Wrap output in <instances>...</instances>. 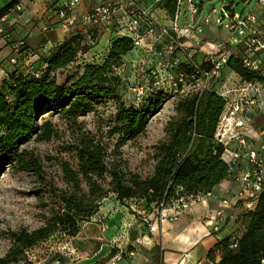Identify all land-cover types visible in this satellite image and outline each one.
Here are the masks:
<instances>
[{
	"label": "trees",
	"instance_id": "1",
	"mask_svg": "<svg viewBox=\"0 0 264 264\" xmlns=\"http://www.w3.org/2000/svg\"><path fill=\"white\" fill-rule=\"evenodd\" d=\"M178 1L159 0L157 6L172 20ZM14 4L6 3L0 16ZM149 17L154 20L151 14ZM134 48L133 37L119 33L112 38L105 55L80 58L90 46L76 32L45 58L44 66L32 70L15 66L0 86V167L14 165L44 180L40 158L33 151L20 149V145L32 135L37 140H50L56 134L46 114H58L76 123L79 116L86 115L102 99L113 101L116 106L109 136H118L123 143L142 133L149 117L159 112L176 92L169 85L156 86L139 103L127 104L120 93L122 77L112 67L122 65ZM228 66L244 78L255 76L234 56ZM201 67L208 70L210 64L203 61ZM167 68L173 77L179 71L199 76L185 60ZM226 102L227 98L210 84L201 94L189 92L182 97L176 107L178 117L167 124L166 138L154 147L155 164L147 177L125 173L108 159L106 143L82 135L69 147L76 152V165L62 161L63 186L50 190L55 200L51 216L36 229L14 231L13 245L6 256L0 257V264L17 262L28 248L48 240L60 229L71 237L77 235L81 223L91 220L110 193L121 202L132 199L147 206L172 207L175 201H189L212 192L229 173V165L223 159L224 146L215 138ZM241 218L242 234L221 239L210 249L209 256L221 254L217 264H264V190Z\"/></svg>",
	"mask_w": 264,
	"mask_h": 264
},
{
	"label": "built area",
	"instance_id": "2",
	"mask_svg": "<svg viewBox=\"0 0 264 264\" xmlns=\"http://www.w3.org/2000/svg\"><path fill=\"white\" fill-rule=\"evenodd\" d=\"M6 1L7 3L14 1V8L17 10L25 9L24 2L26 0ZM84 1L87 0L57 2V12L63 20L64 27H68L74 22V17H71L70 14ZM156 1L159 2V0ZM242 1L244 7L241 11H238L233 2H230L221 10L213 7L206 16H203L204 1L179 0L176 14L171 23L161 25L149 17L151 9L142 7L139 0H122L121 2L95 0V6L91 11L82 15V21L109 27L113 25L116 13L122 10L130 18L121 28V33L133 37L135 48L143 46L146 35H157L158 38L166 39L170 43L171 60L169 65L173 66L185 60L199 74L196 77V75L191 76L187 72L179 71L176 77L170 75L169 86L176 93L201 94L209 86L210 80L224 77L225 70L229 68L228 60L231 56L236 57L243 67L255 75L253 78L247 79L235 72L238 75L235 86L223 88L221 91L217 90L227 98V102L215 134L216 141L224 146L223 159L229 165L227 177L233 178L239 183L238 197L246 201L249 208H252L264 190V123L257 135H250L248 132V127L254 125L256 116L264 115V0ZM183 3L186 4L187 11L191 14L190 22L185 27H181L178 23ZM212 20L226 33V36L219 40L216 39L212 49L205 54L201 61L197 59L196 55L202 47L200 45L205 43L206 39L200 35ZM6 23L7 14L1 15L0 37L10 40L12 34ZM185 34L193 36L190 46L182 42V37ZM12 52L10 63L14 66L25 67L36 55L34 49L22 40L13 45ZM203 61L210 64V69L204 70L201 67ZM124 65L125 62L120 66L114 65L113 71L120 75ZM138 84L132 90L137 92L136 100L139 103L148 89L145 92ZM256 141L259 142L258 145H256ZM204 195L212 196L213 193L208 192ZM201 196L203 195L197 196L196 199ZM224 202L229 207L234 206L228 200H224ZM188 206V201H178V206L172 215L168 212L169 209L164 208L159 213V217L162 220L167 217L176 218ZM102 228L105 231L108 226L104 224ZM58 234L60 233L51 236L39 246L36 245L26 250L30 264H60V259L63 257L70 259L77 257V249L71 243L72 237L65 232ZM53 238H57V244H53L55 242ZM40 248H43V258L38 261L33 260ZM52 254L56 257L53 262H50Z\"/></svg>",
	"mask_w": 264,
	"mask_h": 264
},
{
	"label": "crops",
	"instance_id": "3",
	"mask_svg": "<svg viewBox=\"0 0 264 264\" xmlns=\"http://www.w3.org/2000/svg\"><path fill=\"white\" fill-rule=\"evenodd\" d=\"M59 1L62 0H26L24 10H17L14 4L4 13L7 14L6 24L12 36L10 40L0 37V86L15 67L10 63V58L13 55L12 47L17 41L22 40L34 49L36 55L31 60L34 68L44 66L45 58L69 35L76 32L84 37L87 44L92 41L91 35H95L97 44L90 49H93L92 54L97 58L107 53L112 38L121 33V28L130 18L119 10L113 25L109 27L85 23L82 15L91 11L96 4L95 0H87L70 14L74 17V22L64 27L57 12L56 4ZM6 3L0 0V10ZM139 3L142 7L151 9V16L158 24L171 23V18L164 9L157 6L156 0H139ZM200 36L206 39L196 55L202 61L217 38L209 26L204 28ZM225 36L224 32L223 37ZM146 37H153L159 44L164 40L157 35ZM192 38L193 36L185 34V44L190 46ZM140 49L134 48L129 52L124 57V62L132 60ZM87 53L80 54V58ZM229 69L232 70L230 67ZM230 86L235 85L233 83ZM225 87L231 88L227 85ZM263 123L264 115L256 116L254 125L248 127L250 135H257ZM258 144L256 141V145ZM239 190V183L226 177L212 190V196L203 195L199 199H191L188 201V208L180 215L163 220L156 213L149 219L138 220L135 214L126 211L128 207L120 200L107 199L91 220L81 223L80 231L72 238L77 248V257L64 264H217L221 254L216 252L209 256L210 249L219 240L238 236L244 231L241 217L250 208L246 201L238 197ZM224 200L230 201L234 206L229 207ZM177 204L175 202L168 210L171 215ZM104 224L108 226L105 231L102 228ZM137 240L143 244V249L131 256L125 253L122 257L124 250Z\"/></svg>",
	"mask_w": 264,
	"mask_h": 264
},
{
	"label": "rangeland",
	"instance_id": "4",
	"mask_svg": "<svg viewBox=\"0 0 264 264\" xmlns=\"http://www.w3.org/2000/svg\"><path fill=\"white\" fill-rule=\"evenodd\" d=\"M198 1L205 2L203 16H206L213 7L221 10L223 6L230 2H233L238 11H241L244 7L242 0ZM3 2L7 1L3 0ZM190 19L191 14L187 11L186 4L183 3L178 23L180 26H184L190 22ZM209 27L215 33V38L219 40L223 37V30L217 27L214 20L211 21ZM95 40L90 41L87 45L93 48L97 44ZM182 42L185 43L184 36L182 37ZM169 46L170 43L166 39L159 44L153 37H146L139 53L132 60L125 61L120 73L122 77L120 93L128 105L132 101L137 102L135 100L137 92L132 90L137 83L141 85L140 88L144 89V91L156 86L169 85L170 70L167 68V66H170L171 60ZM92 50L89 49L87 55H85V57L87 56L86 58L95 57L92 54ZM81 58H84V56ZM31 67H34L32 61L25 65V68ZM73 71L75 69L71 72ZM223 76L220 79L210 80V87L221 91V89L226 88L225 85L231 87L230 85H233V83L235 85L238 81V75L229 68L225 70ZM186 95V93H175L174 96L164 103L159 112L149 117L146 128L142 133L123 143L119 142L118 136H109L107 132L113 123L116 113V106L113 101L103 99L96 101L90 112L79 116L76 123L58 114H46L45 117L53 122L56 134L50 140H37L36 136L32 135L20 145V149L33 151L40 158L45 179L41 180L34 173L24 171L14 165L4 164L0 167V257L6 256L12 247V233L14 231L24 228L29 230L36 229L45 224L46 217L51 216L55 200L52 198L50 190L53 186H63L61 162L69 161L73 166L77 163L76 152L69 148L71 144L76 143L82 135L94 137L96 141L106 143L108 159L118 165L125 173L133 172L138 173L142 177H147L152 174L155 164L154 147L159 141L166 138L167 124L178 117L177 104ZM43 119H40L39 123H42ZM107 199L117 198L114 193H110L102 200L101 205L107 202ZM122 203L128 207L126 211L135 214L138 220L149 219L153 213H160L164 208H172L169 205L158 207L152 204L147 206L141 200L136 202L132 199ZM64 232V229H60L57 233L62 234ZM59 238L61 239V237ZM53 239H55L53 244H57V238ZM71 243L76 247L72 240ZM142 245L140 241H135L124 250L122 257L125 253H127V256L136 254L143 249ZM42 250L43 248L39 249L33 260L38 261L43 258ZM52 255L50 262H53L55 260L54 257H56V255ZM71 259L63 257L60 259V264H64ZM11 264H30V260L25 252L17 262Z\"/></svg>",
	"mask_w": 264,
	"mask_h": 264
}]
</instances>
